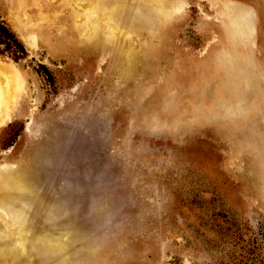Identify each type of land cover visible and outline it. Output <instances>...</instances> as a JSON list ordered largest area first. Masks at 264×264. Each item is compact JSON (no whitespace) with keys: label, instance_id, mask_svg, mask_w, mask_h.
I'll return each instance as SVG.
<instances>
[{"label":"rangeland","instance_id":"374dc122","mask_svg":"<svg viewBox=\"0 0 264 264\" xmlns=\"http://www.w3.org/2000/svg\"><path fill=\"white\" fill-rule=\"evenodd\" d=\"M169 9L128 23L127 67L106 48L52 54L0 0V62L23 82L0 123V168L32 193L26 226L63 250L31 264H264V0ZM49 24L51 37L64 26Z\"/></svg>","mask_w":264,"mask_h":264},{"label":"bare ground","instance_id":"6f19581e","mask_svg":"<svg viewBox=\"0 0 264 264\" xmlns=\"http://www.w3.org/2000/svg\"><path fill=\"white\" fill-rule=\"evenodd\" d=\"M5 1L13 3L26 17V21L32 23L26 26L32 30L30 40L36 42L39 38L45 39L52 54L78 56L81 52L106 48L116 52L117 56L124 57L123 63L127 67L131 63L128 57L133 56V52L139 46L128 23H136L137 30L144 29L146 26L137 21V16L147 8L155 11L157 22L170 20L172 13L169 8L174 2H179V0H49L46 3L39 0ZM119 7L125 8L127 23L116 29L110 21L113 22L115 19L113 17ZM29 11L32 12L31 15L28 14ZM33 20L34 23L31 22ZM49 21L64 23L63 29L52 37L45 33L47 29L51 32ZM126 43H130L129 46ZM0 67L3 72L11 74L7 76L8 78L0 80L1 123L9 112L8 100L12 101L11 91L21 93L23 82L18 74L13 72L14 69L9 63L0 62ZM21 177L18 170L8 166H5L4 170L0 168V264H31L29 258L39 254L60 259L63 250L59 237L35 235L30 226H26L27 217L22 218L32 193L25 187Z\"/></svg>","mask_w":264,"mask_h":264}]
</instances>
